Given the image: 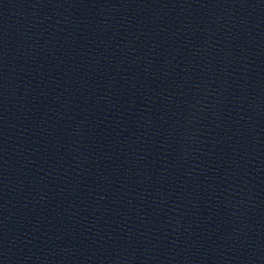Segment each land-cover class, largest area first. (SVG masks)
<instances>
[{
  "label": "water",
  "instance_id": "95a60500",
  "mask_svg": "<svg viewBox=\"0 0 264 264\" xmlns=\"http://www.w3.org/2000/svg\"><path fill=\"white\" fill-rule=\"evenodd\" d=\"M0 264H264V0H0Z\"/></svg>",
  "mask_w": 264,
  "mask_h": 264
}]
</instances>
